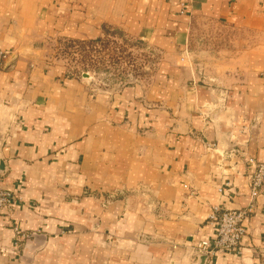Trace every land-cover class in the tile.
<instances>
[{
    "label": "crops",
    "instance_id": "obj_1",
    "mask_svg": "<svg viewBox=\"0 0 264 264\" xmlns=\"http://www.w3.org/2000/svg\"><path fill=\"white\" fill-rule=\"evenodd\" d=\"M199 22L248 47L211 82L186 57ZM112 30L162 54L149 82L95 94L50 61V41ZM0 50V181L20 198L0 264H264V193L239 255L195 254L264 163V0H0Z\"/></svg>",
    "mask_w": 264,
    "mask_h": 264
},
{
    "label": "rangeland",
    "instance_id": "obj_2",
    "mask_svg": "<svg viewBox=\"0 0 264 264\" xmlns=\"http://www.w3.org/2000/svg\"><path fill=\"white\" fill-rule=\"evenodd\" d=\"M245 39L210 22L194 23L186 57L196 67L201 80L211 82L221 76L222 67L232 66L228 54L248 49L235 45ZM49 49L50 61L69 76L87 74L88 86L95 94L115 93L149 82L162 60V54L150 44L115 30L98 40H52Z\"/></svg>",
    "mask_w": 264,
    "mask_h": 264
},
{
    "label": "built area",
    "instance_id": "obj_3",
    "mask_svg": "<svg viewBox=\"0 0 264 264\" xmlns=\"http://www.w3.org/2000/svg\"><path fill=\"white\" fill-rule=\"evenodd\" d=\"M9 57L8 52L0 50V72ZM246 163L253 168L248 176L250 204L235 210H222L219 206L212 207L207 217V224L214 229V235L210 241H201L196 244L197 257L209 260L216 254H240V243L247 232L245 222L255 209L254 202L264 193V163H257L250 158L246 160ZM19 201L18 196L3 189L0 181V213L6 212L11 216Z\"/></svg>",
    "mask_w": 264,
    "mask_h": 264
},
{
    "label": "water",
    "instance_id": "obj_4",
    "mask_svg": "<svg viewBox=\"0 0 264 264\" xmlns=\"http://www.w3.org/2000/svg\"><path fill=\"white\" fill-rule=\"evenodd\" d=\"M13 58V57H12ZM84 78H88V75L87 74H83L82 75Z\"/></svg>",
    "mask_w": 264,
    "mask_h": 264
}]
</instances>
